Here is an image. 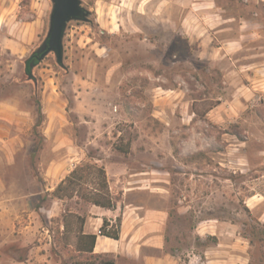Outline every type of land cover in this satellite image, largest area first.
Returning a JSON list of instances; mask_svg holds the SVG:
<instances>
[{
  "label": "rangeland",
  "instance_id": "1",
  "mask_svg": "<svg viewBox=\"0 0 264 264\" xmlns=\"http://www.w3.org/2000/svg\"><path fill=\"white\" fill-rule=\"evenodd\" d=\"M80 1L91 15L67 24L63 67L49 54L29 80L24 61L51 3L0 0V23L2 9L42 21L21 60L0 51V212L10 215L0 264L76 261L62 250V217L74 227L89 205L50 193L90 161L167 172L165 239L180 264L210 244L196 230L215 219L237 224L249 264H264V0ZM185 20L210 31L206 44L190 41Z\"/></svg>",
  "mask_w": 264,
  "mask_h": 264
},
{
  "label": "crops",
  "instance_id": "2",
  "mask_svg": "<svg viewBox=\"0 0 264 264\" xmlns=\"http://www.w3.org/2000/svg\"><path fill=\"white\" fill-rule=\"evenodd\" d=\"M1 17L0 51L21 60L24 54L22 51H26L28 46H38L42 21L35 18L29 22H17L13 20V14L3 9ZM184 22L186 35L191 42H208L209 37L205 33L209 35V30L190 27L186 20ZM46 32L47 29L45 35ZM199 36L203 39H198ZM228 43L232 48L238 45L239 40H230ZM220 50L221 46L209 52L203 50V54H209V59H212ZM236 102L234 109L238 110L242 103ZM104 170L110 195L112 198L118 196L113 198L114 206L104 209L88 204L87 215H78L84 219L83 234L96 237L92 254L110 259L114 264H180L179 257L167 249L165 239L169 213L162 207L165 198L162 191L165 192L164 187L169 183L161 174L167 175V172L157 168L132 170L126 166H105ZM5 221L10 222L9 213L0 212V224ZM104 221L107 223L106 231L117 229V240L98 234ZM259 221L264 223V212L259 216ZM239 230L237 224L217 219L203 222L198 226L196 234L201 241L210 238L211 242L201 249H195L198 251L189 252L185 264H249L251 248Z\"/></svg>",
  "mask_w": 264,
  "mask_h": 264
},
{
  "label": "trees",
  "instance_id": "3",
  "mask_svg": "<svg viewBox=\"0 0 264 264\" xmlns=\"http://www.w3.org/2000/svg\"><path fill=\"white\" fill-rule=\"evenodd\" d=\"M36 86V83H33ZM38 110L40 107L38 105ZM122 153H127V149L118 148ZM36 151H32L31 154ZM51 198L57 200L72 199L76 197L84 204H91L104 209H111L114 206V200L109 193L105 170L95 161L83 163L76 166L68 175L62 179L54 190L50 193ZM247 210V209H246ZM75 225L64 215L62 217L61 241H63L62 250L68 251V244L73 248L75 262L73 264H114L112 260L94 255L93 247L95 244V235H85L82 232L84 219L78 215L74 216ZM71 221V222H70ZM107 223L103 222L100 233L114 240L118 239L117 229L106 231ZM264 228V224H262ZM251 234L255 237V232ZM248 240L246 236H243ZM259 238V237H258ZM262 240V239H260ZM252 244V240H248Z\"/></svg>",
  "mask_w": 264,
  "mask_h": 264
},
{
  "label": "water",
  "instance_id": "4",
  "mask_svg": "<svg viewBox=\"0 0 264 264\" xmlns=\"http://www.w3.org/2000/svg\"><path fill=\"white\" fill-rule=\"evenodd\" d=\"M51 11L48 18V29L41 44L24 61V74L33 80L32 70L49 54L55 62L63 67V37L69 22H87L90 12L80 0H49Z\"/></svg>",
  "mask_w": 264,
  "mask_h": 264
},
{
  "label": "built area",
  "instance_id": "5",
  "mask_svg": "<svg viewBox=\"0 0 264 264\" xmlns=\"http://www.w3.org/2000/svg\"><path fill=\"white\" fill-rule=\"evenodd\" d=\"M98 234H99V235L101 234L100 231H98Z\"/></svg>",
  "mask_w": 264,
  "mask_h": 264
}]
</instances>
